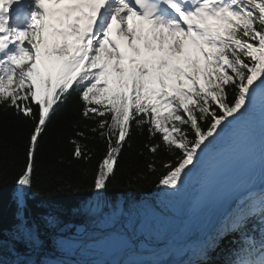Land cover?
Here are the masks:
<instances>
[{"label":"snow or ice","instance_id":"1","mask_svg":"<svg viewBox=\"0 0 264 264\" xmlns=\"http://www.w3.org/2000/svg\"><path fill=\"white\" fill-rule=\"evenodd\" d=\"M74 96L73 158L95 159L97 140L104 148L87 188L58 193L120 211L109 190L139 135L156 190L178 196L225 134L264 130V0H0V109L31 125L10 193V238L0 239L5 264H53L62 221L34 217L28 201L41 140ZM205 217L188 264H212L218 249L222 264H264V187L219 192Z\"/></svg>","mask_w":264,"mask_h":264},{"label":"trees","instance_id":"2","mask_svg":"<svg viewBox=\"0 0 264 264\" xmlns=\"http://www.w3.org/2000/svg\"><path fill=\"white\" fill-rule=\"evenodd\" d=\"M77 108L74 96L53 116L37 153L35 181L30 192V195L35 193V196L28 204L36 218L54 209L66 224L91 226L104 215L99 208L83 204L85 198L78 193L63 195L56 191L66 184L83 185L87 188L93 180L97 162L103 152V142L97 140L89 143V147L96 154L95 159L84 161L73 158V145L70 141L74 138V126L80 119ZM30 127L29 122L16 116L11 110L5 112L0 109V190L3 193L0 199V226L5 232L0 233V239L5 241L8 239L6 232L14 223L15 204L10 193L15 187L14 179L25 160V145ZM80 127H83V123ZM143 142V136L137 135L133 138L135 151L128 150L123 153L113 186L109 190V200L118 204L122 199L125 209L141 203L147 196L158 194L154 186L156 177L147 175V155H137ZM224 244L227 246V241ZM217 252L226 255L220 250ZM222 261L223 259L218 262ZM103 264L118 262L105 261Z\"/></svg>","mask_w":264,"mask_h":264},{"label":"rangeland","instance_id":"3","mask_svg":"<svg viewBox=\"0 0 264 264\" xmlns=\"http://www.w3.org/2000/svg\"><path fill=\"white\" fill-rule=\"evenodd\" d=\"M173 196H165L162 193L158 192L155 196H147L141 203L137 205H133L132 207L124 208L123 207V200L121 199L118 204L120 206V211L118 212H112L108 214H104L102 218L97 222H95L96 225H99L103 227L104 225H113L115 222H119L121 220H124L127 222V226L130 223H134L138 217H142V215L148 211L154 210L156 208H164L166 207V203L172 199ZM83 204L90 205L91 207H95L97 209L98 207L94 206L93 201L89 200ZM160 209V210H162ZM55 210H50L49 212H53L57 215ZM58 216V215H57ZM60 218V217H59ZM61 220V218H60ZM62 221V220H61ZM64 223L58 225V227L55 229V240H54V245L56 248V256L53 257V264H103L105 261H110L116 258L118 256L117 253L114 255L110 254H104L105 251H97L93 254V256H86V255H80L78 250H75L71 248V242L69 241L70 237L74 234H79L81 237H84L85 240H87L90 236L96 235V234H102L104 232L100 231H93L90 229H87L85 225H72V224H67L68 228L65 229ZM145 224V223H144ZM142 224V225H144ZM115 235L111 234L110 236L107 237V243H111L113 239H123L125 240L126 237L122 234H116ZM117 235V236H116ZM8 235V239H9ZM7 239V240H8ZM69 239V240H68ZM121 243L118 242V244ZM183 246H179L178 249H175L170 257L164 261H159V264H188L190 260H195L196 259V254L197 251L192 250V255L188 257V259L184 256H182L180 248ZM184 249V248H183ZM3 255L5 258L9 256V253L7 252V249L5 248L3 251ZM7 256V257H6ZM113 256V257H112ZM181 256L180 259H178ZM224 259V255H221ZM145 259L148 258L145 253H143L142 257L140 259ZM184 259V260H183ZM215 262L219 264L218 262V256L214 257ZM121 264V262H124V264H127L128 261H133L129 257L126 258L124 261L118 260ZM136 264L138 263L136 259H134ZM0 264H5L3 260H0Z\"/></svg>","mask_w":264,"mask_h":264},{"label":"bare ground","instance_id":"4","mask_svg":"<svg viewBox=\"0 0 264 264\" xmlns=\"http://www.w3.org/2000/svg\"><path fill=\"white\" fill-rule=\"evenodd\" d=\"M221 141H218L212 148V150L217 148V145L220 144ZM211 151L208 152V154L205 157V160L203 161V163L201 164V166L189 177L188 179V183L186 185V192L187 194L189 193V191L192 189H195V183L197 181V175L199 172L205 170V167L207 165V162H212L213 159H209L210 157V153ZM172 219V217H171ZM171 219H169L168 223H170L169 227L171 228V230L176 229V225H179L178 221H172ZM143 217H138L136 219V221L134 223H131V225L133 226H141L142 224H144L143 222ZM169 229V228H168ZM168 229H164V236L160 237L161 240H159V245L158 246H154L152 241H150L148 243V250L150 252H147L146 255L148 258L145 259H140V257H142L143 254L140 253H133L132 251H129V241H131V234L127 233L128 237L123 241L122 239H119L120 237H118V239H113L111 241V243H107V237L110 236L111 234L115 235L116 234H122L123 232L122 230H109L107 232H104L102 234H96V235H92L91 238L89 236V238L87 240H85L84 237H81L79 234H74L72 235L68 240L71 242V248L78 250L80 255H86V256H93V254L97 251H105L104 254H110L114 255L115 253L118 254V260L120 261H124L126 260L127 257H129L130 259H132L134 261V259L137 260V264H159V261H164L166 259H168L171 255V253L175 250L178 249L179 246L174 245L172 243H170L169 241L173 238V236L169 237V231H166ZM117 236V235H116ZM130 236V238H129ZM129 238V239H128ZM151 238V236H147V238H145V242H148V240ZM155 238V237H154ZM153 240H157L154 239ZM118 244V242H120ZM145 242L141 241L140 244L145 246ZM123 245V246H122ZM199 246V245H198ZM182 256L185 257V259L188 257H190L193 253L192 250H194L193 248H180ZM196 251H198V248L196 249ZM113 257V256H112ZM181 256L178 258L180 259ZM184 260V259H183ZM120 264V263H118Z\"/></svg>","mask_w":264,"mask_h":264}]
</instances>
